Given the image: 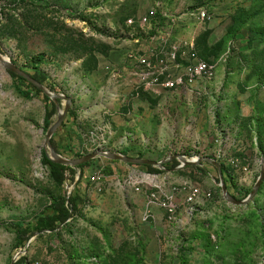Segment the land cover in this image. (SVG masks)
<instances>
[{"label": "rangeland", "instance_id": "obj_1", "mask_svg": "<svg viewBox=\"0 0 264 264\" xmlns=\"http://www.w3.org/2000/svg\"><path fill=\"white\" fill-rule=\"evenodd\" d=\"M156 4L176 14L209 12L210 21L189 24L196 50L216 64L242 61L250 79L260 81L262 94L245 101L250 116L228 139L225 159L216 161L230 196L244 201L252 191L264 157V0H0V54L39 78L46 91L72 100L51 138L60 156L104 150L164 161L168 171L155 176L166 175L170 185L188 181L212 196L191 214L180 208L170 221L157 209L145 221V197L126 182L150 175L147 169L106 158L57 185L42 162L50 104L0 65V264H264V181L247 206L236 207L223 200L213 166L180 169L172 161L214 159L221 132L202 154L194 122L169 118L151 95L134 98L119 88L111 98L112 72L124 68L131 45L126 22ZM39 55L37 71L32 58ZM64 106L60 100L59 111ZM57 118L58 109L51 121ZM104 124L113 133L100 146L90 133ZM61 199L76 203L72 218L54 232L34 234L37 219Z\"/></svg>", "mask_w": 264, "mask_h": 264}, {"label": "built area", "instance_id": "obj_2", "mask_svg": "<svg viewBox=\"0 0 264 264\" xmlns=\"http://www.w3.org/2000/svg\"><path fill=\"white\" fill-rule=\"evenodd\" d=\"M185 17L197 23L212 19L205 10L192 9L191 12L173 14L163 5L156 4L148 13L126 22V28L129 29L127 39L140 47L128 50L123 69L113 70L110 81L115 93L111 98L118 96L121 92L119 88H125L134 98H141L144 94L160 95L162 91H187L193 97L203 96V86L216 77V65L199 54L193 41L175 39L172 29L175 31L174 26ZM127 98L124 93L123 103L127 102ZM112 133L111 125L104 124L92 131L90 138L101 146V143L106 144L110 140ZM228 139L225 134L216 138L218 151L215 161L225 159L227 150L224 147ZM118 143L122 145L124 141ZM165 176L160 178L143 174L136 181L126 182L137 195L145 197V221L150 220L157 209L163 211L171 221L180 208H186L187 214H191L194 208L211 201L210 192L188 181L170 185Z\"/></svg>", "mask_w": 264, "mask_h": 264}, {"label": "crops", "instance_id": "obj_3", "mask_svg": "<svg viewBox=\"0 0 264 264\" xmlns=\"http://www.w3.org/2000/svg\"><path fill=\"white\" fill-rule=\"evenodd\" d=\"M172 13L175 14V12ZM180 13L182 12L177 14ZM189 24L196 25L186 17L178 23L175 29L177 40L193 41L194 37L189 33L194 32V29L190 31ZM197 26L200 24L197 23ZM139 47L140 45L131 44L129 50ZM214 63L216 65V77L203 86L204 93L201 98L193 97L187 91H162L160 95L146 96L158 101L159 110L168 115L169 118L174 117L180 120L178 118L181 117L184 121L188 118L194 122L195 141L200 140L196 146L199 153L202 154L207 153L208 150L210 152L211 145L208 139L213 140L215 133L219 131L230 139L237 137V134H234V131H238L237 126L241 127L242 122L246 121V117L250 116V111L245 109L246 103H249L251 98L255 101L263 92L260 81L250 79V76L247 75V67L242 65V61L225 59V61L217 64ZM245 101L247 102L245 103ZM142 102V107L146 109L148 101ZM200 136L205 140L201 139Z\"/></svg>", "mask_w": 264, "mask_h": 264}, {"label": "water", "instance_id": "obj_4", "mask_svg": "<svg viewBox=\"0 0 264 264\" xmlns=\"http://www.w3.org/2000/svg\"><path fill=\"white\" fill-rule=\"evenodd\" d=\"M0 65L7 72L13 73L17 75L18 77L24 79L27 83L33 85L35 88L41 91L46 97L52 100V102L56 105V109H58V118H57V121L53 123L52 126L47 130L46 135H45L44 144H43L44 151L46 152L48 158L53 163L62 165V166L77 168L84 164L90 163L91 161L97 158H106L110 161L122 162L127 165H136V166H141V167H153L155 169L163 170V166L165 165L164 161L152 162L148 160H143L142 158H134V157L117 154V153L110 152V151H104V150L96 151L94 153L85 155L79 159H67V158L60 156L52 147L50 140L55 134V132L57 131V129L62 124L65 117L67 116L68 111L70 107L72 106V100L69 97H65V95L52 94L46 91V89L39 82L33 79L32 76L22 71L19 67L11 63L8 59L4 58L1 54H0ZM60 100H63L65 102V106L62 111H59V106H58V101ZM172 161H178L179 163L182 164L183 168L197 167V166H201L202 164H209L213 166L219 175V183H220L223 200L227 204L236 206V207L247 206V204L250 203V201L255 197L262 182L264 181V157H263L260 162L259 176L252 188V191L247 196V198L244 199V201H238L228 194L226 186L222 179L221 166L215 160L210 159V158H205V159H195V160L190 161L184 156H177V157L172 158Z\"/></svg>", "mask_w": 264, "mask_h": 264}, {"label": "trees", "instance_id": "obj_5", "mask_svg": "<svg viewBox=\"0 0 264 264\" xmlns=\"http://www.w3.org/2000/svg\"><path fill=\"white\" fill-rule=\"evenodd\" d=\"M203 58L206 59V57ZM42 60L43 57L40 55L32 58V62L34 64L35 70L38 71L37 66L41 63ZM8 74L13 80L27 84L28 86L33 88L35 92L41 93V91H39L33 85L27 83L24 79L10 72H8ZM40 77L43 78L41 75ZM32 78L35 79L37 82L41 83V80H39V78H37L35 75L32 76ZM44 99L50 104L49 107L47 106L45 108V117H44V127L48 130L53 124L51 120H52V116L56 114V105L52 101H50L48 97L44 96ZM59 104L60 101H58V106ZM68 113L70 114L71 110ZM50 142L55 150V144L53 143L52 139L50 140ZM42 162L45 166H47L50 169V176H52L54 182L60 186L63 185L68 180V176L73 177L76 174L77 170L83 171L84 168H86L89 165V163H87L77 168L58 165L53 163L48 158L44 150L42 151ZM174 163L177 164V162ZM166 165L167 164L163 166V169H165V171L167 172L168 170L165 168ZM143 168H146L150 175H160L164 173L163 171L157 170L153 167H143ZM224 184H226L225 181ZM76 208H77L76 203H74V201H71L70 199L69 200L61 199L57 201L52 209V213L44 214L37 219L34 234L41 235L46 232H54L60 225L65 224L69 219L72 218V211L76 210ZM19 262L20 261H18L16 264L21 263Z\"/></svg>", "mask_w": 264, "mask_h": 264}]
</instances>
